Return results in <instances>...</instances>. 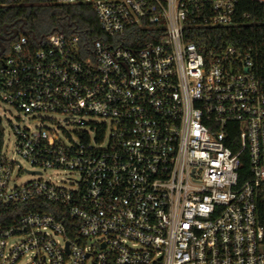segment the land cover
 Returning <instances> with one entry per match:
<instances>
[{
  "label": "built area",
  "instance_id": "built-area-1",
  "mask_svg": "<svg viewBox=\"0 0 264 264\" xmlns=\"http://www.w3.org/2000/svg\"><path fill=\"white\" fill-rule=\"evenodd\" d=\"M239 1L53 0L93 9L102 37L4 45L0 108L25 119L11 155L0 123V207L30 209L0 222V264H264V68L215 39Z\"/></svg>",
  "mask_w": 264,
  "mask_h": 264
},
{
  "label": "trees",
  "instance_id": "trees-1",
  "mask_svg": "<svg viewBox=\"0 0 264 264\" xmlns=\"http://www.w3.org/2000/svg\"><path fill=\"white\" fill-rule=\"evenodd\" d=\"M237 10L239 12L237 26L229 31L228 36L217 35L215 39L222 40L224 44L226 41L249 44L254 63L264 68V3L241 0L238 2ZM243 12L246 16H243ZM67 23H73L78 31L85 32L89 41L102 37L93 9L84 5H59L53 0H19L17 3L8 2L0 6V31L5 24L15 26L22 24V32L26 31L24 33L29 37L31 34L37 37L48 35L56 29H65ZM214 32L220 34L219 30ZM212 33V31L198 33L200 37L194 41L199 48L211 46ZM7 44L8 42L4 43ZM29 206L22 203L0 207V222L11 223L17 220L22 212L30 209Z\"/></svg>",
  "mask_w": 264,
  "mask_h": 264
},
{
  "label": "rangeland",
  "instance_id": "rangeland-1",
  "mask_svg": "<svg viewBox=\"0 0 264 264\" xmlns=\"http://www.w3.org/2000/svg\"><path fill=\"white\" fill-rule=\"evenodd\" d=\"M0 113L5 115L1 117V122H0L1 127L3 128V142L5 144L7 153L11 155L15 147L14 136L12 133L11 125L16 124L18 117H22V119H25V118L23 115L21 114L19 115L17 111H14L11 108H8L7 106H4V105L1 106ZM55 118H58V117H55ZM6 119L9 120V122ZM60 125L65 129L66 132L72 133L75 130L73 126H65L64 123ZM52 126L53 128L59 127V125H56L55 123H52ZM21 163L24 168L30 167V165L27 164L25 161H21ZM67 177L76 179L73 175H70L68 174V172L61 171V170L59 171L46 170L43 172V178H46L57 185L60 184L65 187H70L71 186L70 181L67 179ZM19 178L21 179L19 180L21 182V181L30 179L31 175H29L28 173L24 171H21L19 174Z\"/></svg>",
  "mask_w": 264,
  "mask_h": 264
},
{
  "label": "flooded vegetation",
  "instance_id": "flooded-vegetation-1",
  "mask_svg": "<svg viewBox=\"0 0 264 264\" xmlns=\"http://www.w3.org/2000/svg\"><path fill=\"white\" fill-rule=\"evenodd\" d=\"M19 25L18 24L17 26H15V24H5L2 26V30L0 31V41L4 44L5 42H8V41H5L4 38H7L9 37L10 35V31L12 29H18V32L20 31V28H19ZM3 38V39H2Z\"/></svg>",
  "mask_w": 264,
  "mask_h": 264
},
{
  "label": "water",
  "instance_id": "water-1",
  "mask_svg": "<svg viewBox=\"0 0 264 264\" xmlns=\"http://www.w3.org/2000/svg\"><path fill=\"white\" fill-rule=\"evenodd\" d=\"M19 28H20V30H23V28H22V24L19 25ZM24 32H26V31H24ZM17 34H18V29H12V30L10 31V35H9V37L4 38V40H5V41H9L10 39L15 38ZM31 38H32L33 40H36V36H35L34 34H31ZM2 39H3V38H2ZM40 39H41V36H40V38L37 39V41H40ZM4 49H5V48H4V44L0 41V55L3 53Z\"/></svg>",
  "mask_w": 264,
  "mask_h": 264
}]
</instances>
